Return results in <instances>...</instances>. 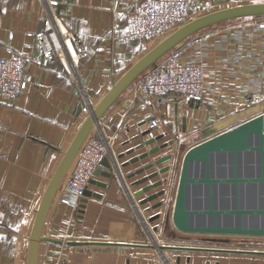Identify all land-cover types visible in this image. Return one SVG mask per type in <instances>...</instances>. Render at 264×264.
Returning a JSON list of instances; mask_svg holds the SVG:
<instances>
[{"label":"crops","instance_id":"1","mask_svg":"<svg viewBox=\"0 0 264 264\" xmlns=\"http://www.w3.org/2000/svg\"><path fill=\"white\" fill-rule=\"evenodd\" d=\"M55 1L60 18L80 38L87 55L80 64V81L55 58L27 68L28 84L13 103L0 97V155L7 156H0V264H26L29 236L43 192L89 114L90 105L97 103L113 81L149 49L147 40L120 38L127 32L122 12L137 0ZM255 1L260 0H193V9L200 15ZM44 5L42 0H0L1 55L28 52L35 46L33 33L45 25ZM260 20L261 16L231 19L205 28L213 31L211 37L185 40V57L199 60L204 68L201 96L171 93L164 101L158 100L138 90L140 74L100 119L106 132L113 135L121 169L162 244L264 249L253 243L221 239L169 243L161 237L163 220L167 221L163 209L170 202L171 189L175 200L187 149L264 108V31ZM247 95L258 102L255 108L246 102ZM148 114L159 117L161 124L150 126ZM152 137L156 140L149 142ZM158 145L163 147L149 152ZM145 152H149L147 156ZM166 155L170 157L162 163L147 167ZM165 166L170 168L150 177ZM65 178L43 230L44 235L62 243L42 241L38 264H167L152 247L97 243L64 246L76 239L139 243L147 235L107 157L76 205L60 201ZM160 179L162 184L144 190ZM163 189L164 194L149 199ZM165 253L172 264H264V254L188 249H167Z\"/></svg>","mask_w":264,"mask_h":264},{"label":"water","instance_id":"2","mask_svg":"<svg viewBox=\"0 0 264 264\" xmlns=\"http://www.w3.org/2000/svg\"><path fill=\"white\" fill-rule=\"evenodd\" d=\"M264 1L233 4L200 14L161 39L138 58L101 99L90 107V113L79 126L43 192L28 243L26 264H38L42 241L62 243L44 235L50 205L68 174L79 150L95 123L103 117L119 95L147 68L173 48L183 45L194 33L213 24L247 16H263ZM152 137L149 142L155 141ZM163 145L151 148L155 153ZM149 152H145L147 156ZM170 155L154 159L147 167L162 163ZM111 169L112 165L110 163ZM160 168L150 177L165 172ZM160 179L151 186L162 184ZM143 192V191H142ZM154 193L149 199L164 194ZM162 202L159 203L161 205ZM172 219L183 232L223 235L264 236V111L235 124L187 149L183 156ZM137 245L160 250L188 249L264 254V249L200 246L188 244L127 243L110 240H68L66 244ZM207 264V263H206Z\"/></svg>","mask_w":264,"mask_h":264},{"label":"built area","instance_id":"3","mask_svg":"<svg viewBox=\"0 0 264 264\" xmlns=\"http://www.w3.org/2000/svg\"><path fill=\"white\" fill-rule=\"evenodd\" d=\"M42 1L45 4L42 14L45 25L43 29L33 33L35 46H32L28 52L0 54V97L8 103H13L26 88L28 84L26 71L32 64L43 65L48 60L59 59L68 74L80 81L79 68L82 59L87 55V49L74 31L60 18L56 10L58 1ZM122 13L125 15L127 32L120 38L122 40L134 38L148 42L163 37L195 16L193 0H137ZM119 14V10H117L116 17ZM260 25L264 31V15L261 16ZM212 34V31H207L204 28L189 38L200 41L211 37ZM184 49V45L171 49L156 63L143 71L137 82L138 90L162 101L171 93L201 96L204 85V68L199 60L185 57ZM81 89L84 97L91 104L88 95L82 87ZM245 100L247 103L256 102L252 95H247ZM263 111L264 108L253 113L250 117ZM146 117L150 119L152 127L161 124V119L155 115L148 114ZM0 156L7 157L4 154ZM105 157L110 161L113 173L119 179L125 194L131 201L137 222L147 234L146 240L139 243L160 244L161 241L155 235L121 169L114 150L113 135L106 132L100 119L95 123L66 175L60 201L66 204H78L84 196L95 170ZM63 244L65 246L66 243ZM155 250L161 254L167 264H172L167 258L165 250L162 251L158 248Z\"/></svg>","mask_w":264,"mask_h":264},{"label":"rangeland","instance_id":"4","mask_svg":"<svg viewBox=\"0 0 264 264\" xmlns=\"http://www.w3.org/2000/svg\"><path fill=\"white\" fill-rule=\"evenodd\" d=\"M260 1H264V0H260ZM195 16H198V15H195ZM160 39L161 38H157V39L151 41L148 47L151 48ZM189 40L191 41L192 38L189 39ZM257 104H258V102H255L251 106L254 107ZM171 198H170V202H167L166 207H164V209H163L165 211V215H166L167 221L164 222V220H163V223H162L163 224V226H162V236H161V237H166L168 239L167 241H169V243L176 242V241H185V240H188V241H194V240L212 241V240L221 239V241H236V242L251 243V244L253 243V245L254 244L255 245H261L262 247H264V236L194 233V232H183V231L179 230L174 225V222H173V219H172L173 204H174V201H173V189H171ZM225 238H227V240H225ZM159 240H160V238H159ZM160 241H163V239L160 240Z\"/></svg>","mask_w":264,"mask_h":264},{"label":"bare ground","instance_id":"5","mask_svg":"<svg viewBox=\"0 0 264 264\" xmlns=\"http://www.w3.org/2000/svg\"><path fill=\"white\" fill-rule=\"evenodd\" d=\"M94 104H92V106H93ZM89 113H90V109H89ZM62 184V183H61ZM35 219V218H34ZM33 226V225H32ZM32 229V228H31ZM160 244H162L161 242H160Z\"/></svg>","mask_w":264,"mask_h":264}]
</instances>
